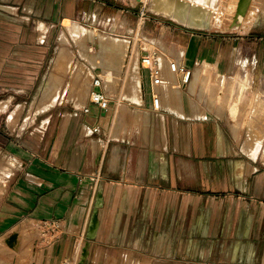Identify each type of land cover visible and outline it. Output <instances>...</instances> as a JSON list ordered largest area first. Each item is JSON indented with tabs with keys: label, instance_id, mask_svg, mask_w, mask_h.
Masks as SVG:
<instances>
[{
	"label": "crops",
	"instance_id": "crops-1",
	"mask_svg": "<svg viewBox=\"0 0 264 264\" xmlns=\"http://www.w3.org/2000/svg\"><path fill=\"white\" fill-rule=\"evenodd\" d=\"M101 4L105 5V0H0V78L15 77L19 82L0 83V92L29 89L36 95L50 69H44L45 63L54 56L49 59L47 53L49 29L68 21L77 23L74 19L82 15L94 17L106 10ZM159 25L166 42L186 45L176 50V58L171 60L158 43L159 58L177 61L191 68L193 75L199 66H209L205 61L223 50L218 44L241 38L187 31L169 22ZM39 29H48L42 39ZM258 37L247 39L252 42ZM146 48H141L138 57L141 85L129 80L118 90L121 97L111 95L117 91L113 85L111 109L124 112L118 123L110 115L111 122L100 133L91 134L83 112L85 103H54L29 122L21 117L22 123L14 131L7 117L9 132L3 133L0 128V140L16 164L0 199V239L7 241L17 234L11 254L19 252L26 240L19 233L21 225L25 231L46 220H62L68 230L56 241L35 239L34 259L29 264H110L99 260L97 254L121 249L136 254L137 260L130 254L136 264H264V168L256 166L252 158L238 157L221 123L209 119L211 108L199 106L211 113L208 118L193 115V75L183 87L174 72L182 98L175 88V101L165 99L167 85L164 81L158 84L153 70L160 63L142 70L141 57L151 53ZM88 71H94L92 78L97 73L89 67L85 76ZM157 87H162V92ZM199 87L201 92L205 90ZM262 88L252 94L264 97ZM252 102L243 107L251 110ZM180 107L183 113L175 110ZM171 113L177 116L171 117ZM216 114L221 116L218 111ZM154 115L156 123L151 122ZM18 116L14 113L12 122ZM181 117L205 119L184 123ZM133 123L139 128V136L136 134V142L126 144L122 137ZM92 174L100 175L104 206L99 211L97 235L88 240L92 212H88L86 201ZM183 184H197L202 193L185 192ZM220 192L222 197H218ZM183 199L189 208L185 209Z\"/></svg>",
	"mask_w": 264,
	"mask_h": 264
},
{
	"label": "rangeland",
	"instance_id": "rangeland-1",
	"mask_svg": "<svg viewBox=\"0 0 264 264\" xmlns=\"http://www.w3.org/2000/svg\"><path fill=\"white\" fill-rule=\"evenodd\" d=\"M109 2L113 4L109 6ZM101 6H103L106 10H103V12H101L100 14H98L97 12V15L94 17L82 15L81 17L74 19L78 21L77 23L74 21H68L65 22L64 25H62V23L56 25L52 29H49L50 35L48 37V41L50 42V45L47 53L49 59L53 54L54 56L51 62L47 61V63H45L46 66H44V69L51 67L50 64L52 65L53 59L56 55L57 47L60 45L61 49H67L70 51L71 58L68 54L65 53V56L62 59L63 66L61 69H57L56 73V78L58 81L57 84L58 86H60L58 87L54 85L55 87L50 88L51 90H49L44 95V99L42 98L44 104L45 101L49 98V101L46 102V104L48 105L43 104L42 106H51L53 101V104L63 101L67 102L68 104H73V106H75V104L83 105L84 103L88 102L90 83L92 80L91 73H93L94 71H88L87 75H90V77L87 78L84 72L85 70H88L89 67H92L94 70L96 68L93 67L92 62H90L82 54L86 47H84L82 44L77 43V35H80L83 38L85 37V34L83 33L84 30L86 32L96 33L101 37L100 40H97V45L92 46L93 42H89L88 45H90L91 48L87 47L91 54H93V57L97 58V62L111 63L114 62V60L121 61V63L119 62V65L121 66L118 65V68L116 69L119 71L116 72V70L112 68H110L109 71L110 78L108 79H110L117 86V91L116 93L111 94L112 96L121 95V91L118 90L122 89L124 83H128L129 80L133 79V64L135 62L138 63L139 57V55H137L134 50L137 46H139V44L140 48L147 47L148 49H146L151 50L152 53L153 51L157 52V45L159 43V47L161 48L160 51L163 53L167 52V54L170 55L169 58L171 60H173V58H176L175 50L183 49L186 46L183 44L181 45L175 44L173 42H166L164 39L163 31L159 27V22H169L172 25L187 31L224 35L230 34L234 36L240 35L238 36L241 37L239 40L235 39V41H233V38H231L230 40L227 39L228 41H225L222 44H218V48H223V50L217 51L218 54L214 58L205 61V63H207L209 66H199L195 70L193 75L194 78L192 79L190 85L191 92H194L191 96L195 98L196 104V113H193V115L197 117L208 118L211 116V113L208 110L202 109L201 107H208V109L211 108L213 114L209 119L218 120L221 123L222 127L225 129L226 135L229 138V142L231 146L235 148L238 157L240 159L246 160H251L250 158H252L255 161H251L254 162L256 166L264 168V119H258V121L260 122L254 124L256 125V127H252V108L251 110L240 108V110H244L243 116L240 118V126L235 132L233 131L234 128L232 127L234 125V119L232 118L229 109L230 105H232L233 101L237 98L238 95L242 96V93L248 95L247 101H243L240 103L241 106L247 105L250 100H253V105L256 95L261 92L262 86V92L264 90V27H255L249 31L242 30L241 28L231 30H221L219 28H213L211 30L192 29L188 28L185 24L180 23L174 17L165 15L162 11H158L157 9H155V7L153 6V0H105V5L101 4ZM39 30L40 39H42L48 29H45L44 31L41 29ZM252 35L259 36L257 40L252 41L255 42L253 44L247 39ZM63 36L67 38V41L65 40V43L61 42ZM143 38L150 43H148V45L144 43ZM130 40L134 41V45L132 46V48ZM113 42H119L120 44L118 46L120 47H116L117 45L112 44ZM206 45L209 46V44ZM123 47L125 48V50L124 52H121L124 49ZM77 57L80 58V60H78ZM128 60H131V62L128 66H126V64L129 62ZM168 63L169 65H171V62L169 60L162 59L160 61V66L158 68H154L153 70L154 74H156L157 81L159 82L158 84H161L160 82L164 81V83H166L167 85V93L165 99L167 96H172L171 98L175 101V88L181 98L182 96L181 92L178 90L176 74L172 71ZM202 63L203 65L205 64L203 61H200V64ZM6 65H8V63L3 66L4 69L5 67H7ZM127 70V75L130 74L131 77L127 75L124 77ZM95 71L100 74V72H104L105 70L99 71L98 68ZM219 71H222L223 73H218ZM7 72L12 73L13 70H7ZM57 75L62 76L58 77ZM126 78L127 80H125ZM16 80L18 79L15 77L6 76V78H0V83H3V85H17V83L19 82ZM82 82L85 86L89 87V92H86L85 94L83 93L85 87L83 86ZM197 84L199 86H204L203 88L205 90L201 92L199 90V86L198 88H196ZM103 86L106 93L110 95V92H108L107 84H104ZM56 87L59 88V90L55 89ZM157 88L162 92V87ZM196 89L197 92L195 91ZM255 89L259 92L256 95L252 94V91H254ZM244 90H246V92ZM161 92H158V95H160ZM34 95V90L31 91L29 89L28 91L8 90L0 92V101L9 102L8 105L3 109L4 112L1 113L3 110L0 111V128L3 133L9 132L7 130V127L5 126L7 117L10 123V128L12 129V131H14L17 124L19 125V123L21 122V117L27 118V122H29V118L36 115L37 112H39L41 109L42 111L46 109V107L43 109V107L40 106V110L38 109L36 113L30 114V108L35 102ZM216 96H219L220 98L225 100V103H227L228 105H225L222 101H215L214 98ZM122 97L127 99L124 93H122ZM32 99L33 102L30 106ZM78 101L80 102L78 103ZM49 103L51 104L49 105ZM19 104L21 105V107L17 109ZM171 107L172 110H174V106L172 105ZM220 107L222 108V111ZM224 107L226 109H224ZM175 110L183 113L181 107ZM217 111L218 113L219 111H221L220 113L222 115L218 116L216 114ZM122 112H124V109L110 108L108 117L110 115H113L115 117V122L118 123L117 119ZM14 113L19 114L16 122H12L11 120ZM248 114L249 119L246 118ZM172 116L177 115L173 113L171 117ZM151 117L152 123H156L158 121L155 115L154 117ZM195 119L205 118H180L181 122L184 123H188L189 121ZM131 131H134V133L132 134ZM138 132L139 128L134 125V123L133 125H129L128 134L126 136L123 135L122 137L124 140L123 142H126V144H132L133 142H136L138 138L135 137L136 134L139 136ZM1 142L3 141L0 140V199L4 194V184L7 181L9 173L14 169L16 164L15 161L11 158V155L7 154V148L5 149ZM257 158L258 160H256ZM99 176L100 175H97V182H93V184L90 185L91 189L89 193H87L88 201H86V206L88 207L89 205L88 211L90 212L93 211L96 195L100 186ZM93 186L95 187L93 188ZM183 187V191H188V193H202L201 190H203L202 187L197 184L192 187H190L189 184H183ZM220 195H222L221 192L219 193L218 197H222ZM185 196H187V194ZM205 197L207 198L208 196ZM238 198L243 200V197L238 196ZM93 200L94 203L89 204V202ZM185 200L186 199H183L182 202L185 209H187L189 208V204H185ZM202 202L205 203L204 201ZM203 203H200V205H202ZM219 213H221V208L219 209ZM62 228L68 230L69 227L65 222H62L60 224V227H57L56 225L52 226V224H50L49 222L46 223L45 221H43L41 223L32 225L30 228L24 231L21 225V227H19L18 229L19 233L24 235L26 239L25 241H23V244H21V250H19V252L11 254L10 248H12V246H10L6 240H3V238H1L2 240H0L2 242L0 241V264H29V262L34 259L32 257V249L34 248L33 242L35 241V239L50 240L51 237L46 236V232ZM130 254H132L133 257L137 260L138 256H136V254L128 249H121L116 251L112 250L110 252H108V250H101V252H99L97 256H99V260L105 259L106 262L108 261L110 262V264H136L130 259ZM146 264L150 263L146 262Z\"/></svg>",
	"mask_w": 264,
	"mask_h": 264
},
{
	"label": "bare ground",
	"instance_id": "bare-ground-1",
	"mask_svg": "<svg viewBox=\"0 0 264 264\" xmlns=\"http://www.w3.org/2000/svg\"><path fill=\"white\" fill-rule=\"evenodd\" d=\"M153 6L158 11L160 10L165 15H170L174 17L177 21H179L182 24H185L188 28H192V29L211 30L213 28H219L221 30H231V29L241 28L242 30L249 31L255 27H264V0H153ZM83 33L85 34L84 38L80 35H77L78 37L77 43L82 44L84 47H86V49L82 52V54L85 58H87L90 62H92L93 67L96 68L95 70H97L98 68H99V71L105 70L104 72H100V73L102 74L104 81L107 82L105 84H107L108 86V91L112 93L113 85H115V83H113L110 79H108L110 78L109 71H110V68L116 70L118 68V65L121 63V61L114 60V62H111V63L110 62H97V58L93 57V54H91V52L89 51V49H87V47L91 48V46L88 45L89 42L94 43V44L92 43V46L97 45V40H100L101 37L98 36L96 33L86 32L85 30ZM65 40L67 41V38L63 36L61 42L65 43ZM112 44L117 45L116 47H120L118 46L120 44L119 42H113ZM124 50L125 48L121 52H124ZM140 50L141 48L139 44V46H137L134 51L137 55L140 56V53H141ZM65 53L68 54L71 58L69 50L61 49V45L57 47L56 55L53 59L52 65L48 73H46L45 77L42 79L40 88L35 96V102L32 104L30 108L31 109L30 114L36 113L37 110L38 109L40 110L41 107H43V109L46 107V106H42L44 104V102L42 101V98L49 90H51L50 88L55 87L54 85L58 86L57 84L58 81L56 80L57 79L56 73H57V69H61L63 66L62 59L65 56ZM182 55L183 53L180 56ZM162 59L164 58L162 57L161 60ZM102 64H106V65H102ZM117 71L119 70H116V72ZM132 72H133V79L138 84L140 83L141 85L140 81H141L142 74L138 66V63L135 62L133 64ZM86 76L90 77V75H86ZM83 86L85 87L83 90V93L85 94L86 92H89L87 89L88 87H86L84 84ZM55 89L59 90V88L57 87ZM244 91L246 92V90ZM242 94H243L242 96L238 95L237 98L233 101L232 105H230L229 107L230 114L232 115V118L234 119V125L232 127L234 128L233 131L235 132L240 126V122H241L240 118L243 116L244 110H240V108L246 109V107H243L244 105L241 106L240 103L243 101L246 102L248 95L245 93H242ZM263 94H264V90H263ZM171 97L172 96L170 97L167 96L166 100L173 102L174 99H172ZM214 99L215 101H222L225 105H228L227 103H225L226 101L220 98L219 96H216ZM48 101H49V98L48 100L45 101L44 105H48L46 104V102ZM8 103L9 102H6V101L0 102V111L3 108H5L8 105ZM50 104L51 103H49V105ZM251 108H252V112H251L252 123L251 124H252V127H256V125L254 124L257 122H260L258 121V119H264V97L263 95H259V94L256 95L254 104L252 105ZM220 109L222 111L221 107ZM224 109L226 108L224 107ZM40 111H42V109ZM221 111H219V113ZM220 115L222 114L220 113Z\"/></svg>",
	"mask_w": 264,
	"mask_h": 264
},
{
	"label": "built area",
	"instance_id": "built-area-1",
	"mask_svg": "<svg viewBox=\"0 0 264 264\" xmlns=\"http://www.w3.org/2000/svg\"><path fill=\"white\" fill-rule=\"evenodd\" d=\"M131 45L134 44L130 40ZM160 63V58L157 52H152L149 54H143L141 57L142 70L150 69L152 66H155ZM171 69L173 72L177 73L180 76V83L185 87L191 80L193 75V70L185 65H181L177 61L171 62ZM104 79L99 73L94 74L91 80L90 93L88 102L85 103L83 107V112L86 116V123L92 135L100 133L105 130V125L109 123L110 116L108 117V112L112 107L111 97L106 93L104 89ZM155 106L158 108V100L155 99ZM108 117V118H107ZM111 122V121H110ZM90 178L93 182H97V174L90 175ZM97 184V183H96ZM96 186V185H95ZM93 186V188L95 187ZM94 203L90 201L89 204ZM89 210V205H88ZM91 210V209H90ZM90 212V211H88ZM46 223H50L60 227L62 220H46ZM67 229H55L53 231L46 232V236L51 237L53 241L59 240V238L64 234ZM50 239V240H51Z\"/></svg>",
	"mask_w": 264,
	"mask_h": 264
},
{
	"label": "water",
	"instance_id": "water-1",
	"mask_svg": "<svg viewBox=\"0 0 264 264\" xmlns=\"http://www.w3.org/2000/svg\"><path fill=\"white\" fill-rule=\"evenodd\" d=\"M103 206H104V189L100 187L96 195L94 208L88 226V232H87L88 240H93L97 235L100 226L99 211ZM17 239H18L17 234H13L8 238L7 243L13 247Z\"/></svg>",
	"mask_w": 264,
	"mask_h": 264
}]
</instances>
